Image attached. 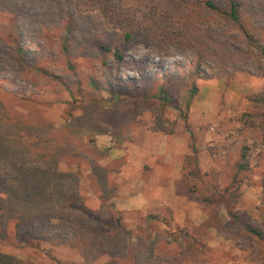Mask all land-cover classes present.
Returning a JSON list of instances; mask_svg holds the SVG:
<instances>
[{"label": "rangeland", "instance_id": "obj_1", "mask_svg": "<svg viewBox=\"0 0 264 264\" xmlns=\"http://www.w3.org/2000/svg\"><path fill=\"white\" fill-rule=\"evenodd\" d=\"M174 1L214 38L202 61L193 40L122 46L84 0H0V254L13 264H129L137 235L159 241L160 264H264L251 21Z\"/></svg>", "mask_w": 264, "mask_h": 264}, {"label": "trees", "instance_id": "obj_2", "mask_svg": "<svg viewBox=\"0 0 264 264\" xmlns=\"http://www.w3.org/2000/svg\"><path fill=\"white\" fill-rule=\"evenodd\" d=\"M75 6H79L82 2L80 0H67ZM87 9L98 10L105 18L106 22L114 24L122 32L121 44L122 46L129 47L133 43H148L152 40L160 41H188L193 40L192 44L196 47L197 57L202 61L205 54H213L209 50L203 49L202 42H210L213 36L201 35L200 25H196L193 18L186 14L180 4L174 0H143L144 5L142 11L136 9L134 11L125 10L120 6L119 2L114 3L113 0H84ZM154 1V2H153ZM227 10L222 8L210 0H204L199 7L206 13L225 17L231 24L240 26L247 14L251 21V25L247 28H242V34L245 38L247 50L251 51L253 59L256 61L264 60V0H225ZM114 3V4H112ZM195 7V6H194ZM252 20L260 23L252 24ZM197 35V36H196ZM195 37V38H193ZM196 39V40H194ZM201 39V40H199ZM204 39V40H202ZM204 54V56H203ZM115 58L122 59L117 52L114 53ZM193 86L191 91L195 93ZM248 99L255 106L264 107V92L248 96ZM264 115V113H263ZM264 139V134H263ZM246 152L243 149L241 152V162L239 164L241 169L246 165L243 164ZM35 182V181H31ZM30 181L25 184L28 185ZM17 191V198H22L27 194L25 193V186ZM13 197L15 192H13ZM229 206V202H226ZM227 206V207H228ZM230 217L237 221V216L231 211ZM115 225L120 227V220H114ZM242 228L249 234L256 238H262L263 232L257 228L250 226L247 222L241 223ZM158 240L150 237L142 238L137 235L135 244L129 251V264H160L157 256ZM14 258L0 254V264H13Z\"/></svg>", "mask_w": 264, "mask_h": 264}]
</instances>
